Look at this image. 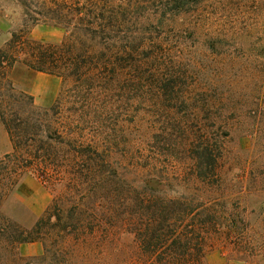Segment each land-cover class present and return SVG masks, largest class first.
Wrapping results in <instances>:
<instances>
[{
  "label": "rangeland",
  "instance_id": "1",
  "mask_svg": "<svg viewBox=\"0 0 264 264\" xmlns=\"http://www.w3.org/2000/svg\"><path fill=\"white\" fill-rule=\"evenodd\" d=\"M76 4L47 1L53 10L76 11L81 8ZM110 4L131 18L122 30H134L146 44L136 74L125 71L119 81L90 91L17 65L11 73L15 90L33 97L55 128L83 132L88 144L102 150L110 176L116 168L126 192L139 190L144 178L194 172L190 150L203 148L207 134L215 155H221L211 179L220 187L216 209L225 217L240 214L242 220L234 226L221 220L208 231L203 264H264V0H205L179 15L157 0ZM41 6L40 0H0V50L13 34L51 46L65 41L71 28L43 17ZM78 114L87 119L83 128L76 123ZM51 141L59 160H71L57 135ZM11 152L0 123V160ZM67 171L31 169L1 204V213L31 228L63 194ZM165 194L173 198L182 191L167 189ZM89 232L72 238L70 264L132 261L131 235L102 230L86 236ZM42 250L39 242L19 245V264L33 263Z\"/></svg>",
  "mask_w": 264,
  "mask_h": 264
},
{
  "label": "trees",
  "instance_id": "2",
  "mask_svg": "<svg viewBox=\"0 0 264 264\" xmlns=\"http://www.w3.org/2000/svg\"><path fill=\"white\" fill-rule=\"evenodd\" d=\"M40 1L43 17H52L54 25H65L71 31L59 46L13 34L0 50V123L12 150L0 160V207L31 169L68 171L63 172V194L51 201L31 228L21 227L0 211V264H19L17 247L35 242L41 243L43 250L29 264H70L72 238L88 230L86 236L102 230L131 235L134 257L130 263L122 264H203L208 231H213L221 220H229L230 226L242 220L240 214L231 212L225 217L224 210L216 209L220 187L217 180L211 179L217 176L221 155H215L204 133L205 146L190 150L194 172L144 178L139 190L126 192L116 168L109 175L102 150L88 144L83 132L64 126L55 128L56 122L45 118L33 97L15 90L11 73L22 65L80 89L98 91L109 82L119 81L125 71L136 74L142 67L137 58L146 44L134 30H122L131 18L126 20L114 11L117 8L111 7L110 0H63L76 5L83 2L76 11L53 10L48 0ZM157 1H163L161 7L170 6L179 15L205 0ZM157 80L161 83L164 78L160 75ZM54 109L55 106L51 111ZM78 117L76 123L83 128L87 119L80 114ZM59 129L64 131L59 133ZM53 135L68 149L71 160L58 159L59 151L51 141ZM40 179L43 183L49 181L46 174H41ZM167 189H178L182 194L169 198Z\"/></svg>",
  "mask_w": 264,
  "mask_h": 264
}]
</instances>
